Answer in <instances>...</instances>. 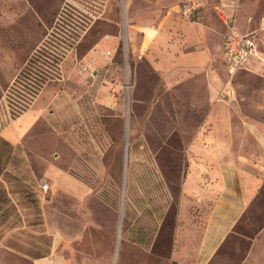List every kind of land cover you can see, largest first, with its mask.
<instances>
[{"label": "rangeland", "instance_id": "rangeland-1", "mask_svg": "<svg viewBox=\"0 0 264 264\" xmlns=\"http://www.w3.org/2000/svg\"><path fill=\"white\" fill-rule=\"evenodd\" d=\"M170 4L204 17L211 53L183 80L140 55L132 26ZM263 17L264 0H0V264H175L176 226L191 240L192 217L207 214L210 233L230 230L216 175L264 170ZM223 19L253 32L232 73ZM29 109L38 117L18 133ZM194 168L209 170L202 200L183 186ZM62 172L86 184L81 200ZM247 214L263 227L264 200ZM231 232L219 264H236Z\"/></svg>", "mask_w": 264, "mask_h": 264}, {"label": "crops", "instance_id": "crops-1", "mask_svg": "<svg viewBox=\"0 0 264 264\" xmlns=\"http://www.w3.org/2000/svg\"><path fill=\"white\" fill-rule=\"evenodd\" d=\"M203 18V16H200L195 20L184 13L180 4H170L160 9V12H156L152 18L138 19L134 25L132 24L140 34L137 44L138 52L150 61L155 70L164 74L166 80L185 79L187 75L183 78L182 74L196 69L200 70L211 59V53L204 42L206 24ZM222 24L224 37L227 27L224 21H222ZM234 27L239 33L253 34V32H244L236 25ZM259 29H262L260 23L257 31ZM223 37L221 43H219V48L221 49L223 64L226 70L230 72L223 55ZM250 54L246 56L244 62ZM36 117L38 115L33 109H29L20 115L15 121L18 133L26 132L32 126ZM10 136L15 138V135ZM208 172L209 170L194 168L183 181L184 189L186 187L192 188L193 194L199 200H202L203 194L204 197L208 194ZM58 176L59 183L65 187L64 189L67 192L72 193L76 199L81 200L85 196L86 184L82 180L73 178L70 179L72 184H69L65 172L59 173ZM216 176L221 177L217 180V185L223 188V190H218V202L231 206L235 211L231 229L226 230L222 227V231L210 233L209 215L206 214L204 217L203 215H195L191 219L195 227L192 229L194 230L192 233L199 235L194 236L191 240L183 239L180 236V228L176 226L174 247L169 251L168 256L175 264H219L220 261L214 260V258L226 254L224 244L226 240H229L226 233L232 231V243L230 245L233 256L237 259L235 260L236 264H264V247H262L264 226L257 228L255 226L258 223L257 217L247 214L251 208L256 207L259 202L264 200V198L261 200V196H264V170L233 166ZM231 185L233 190L231 194H228V192H225V186L230 187ZM231 196L232 200L229 198ZM227 198V201L224 200ZM222 218L220 220L224 221L226 219L225 217ZM246 223L249 224L247 228L245 227ZM186 232H190V229L187 228ZM58 241L59 239H57ZM154 242L157 244V240ZM55 256L38 259L35 264H64V260L60 256Z\"/></svg>", "mask_w": 264, "mask_h": 264}, {"label": "built area", "instance_id": "built-area-1", "mask_svg": "<svg viewBox=\"0 0 264 264\" xmlns=\"http://www.w3.org/2000/svg\"><path fill=\"white\" fill-rule=\"evenodd\" d=\"M223 20L227 27V32L223 37V55L228 70L232 73L243 64L246 56L252 53L255 44L252 34L239 33L232 23L227 19ZM260 24L261 28H264V17Z\"/></svg>", "mask_w": 264, "mask_h": 264}]
</instances>
